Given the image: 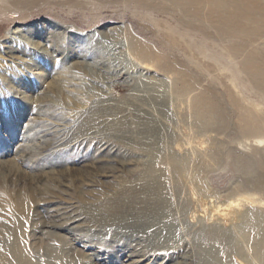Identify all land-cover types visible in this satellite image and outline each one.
<instances>
[{
	"label": "rangeland",
	"instance_id": "rangeland-1",
	"mask_svg": "<svg viewBox=\"0 0 264 264\" xmlns=\"http://www.w3.org/2000/svg\"><path fill=\"white\" fill-rule=\"evenodd\" d=\"M138 1L0 0V264H264V189L239 166L262 161L264 145L237 119L264 115V95L231 42L184 23L170 1ZM112 40L147 46L175 70L110 84L91 66ZM251 53L264 67L263 38ZM111 57L132 68L120 48ZM201 108L219 112L207 127ZM242 196L261 201L248 206L254 229L234 218ZM160 197L172 228L110 224L123 206ZM60 206L79 221L52 226Z\"/></svg>",
	"mask_w": 264,
	"mask_h": 264
},
{
	"label": "bare ground",
	"instance_id": "bare-ground-1",
	"mask_svg": "<svg viewBox=\"0 0 264 264\" xmlns=\"http://www.w3.org/2000/svg\"><path fill=\"white\" fill-rule=\"evenodd\" d=\"M136 1L137 3H140V1L138 0ZM167 1H170L174 6H176L181 11V13L185 18L182 19L183 22L187 23V25H189L190 27L198 31H202L205 34V36H209L212 33L213 35H215L218 41L228 40L229 42H231L232 46L227 50L228 54L231 57L236 56L239 58H243L240 67L241 71L247 76V79L251 83L252 87L254 89H257L264 95V67L261 61L262 58L261 56H257L256 54L251 53V48L255 45V43H257V41L260 38L264 39V0H167ZM18 4H20L19 1H14L12 3V5L14 6H17ZM144 5L145 4L141 3V6ZM155 9L157 10L158 13H161L163 11L162 7L160 9L159 8H155ZM196 22H200V24L196 25ZM14 34L18 35L20 34V32L17 31ZM40 35H42V37H47L44 36L43 34ZM19 36L20 39L27 41V43L32 46L31 47L32 50H39V51L41 50V52L46 50L45 49L46 46L38 42H35L33 39H28L25 36H22L21 34ZM109 43L113 44L112 48L110 49L111 52L110 56L107 58L99 57L100 59H98L97 62H95V65H92L91 67L95 69L94 71L95 74H97L98 78L100 77L102 78V80L103 78H105V80H109L110 84H114L116 82L121 81L126 77V74H128V72H131L129 74H133L138 70L147 71V72H152V71L155 72V70L162 71L159 68L163 70L168 69L169 71L175 70L173 67L167 65V63L164 60L158 57V55L155 54L147 46L133 42L129 48L126 42H121L116 40H112ZM100 48H101L100 49L101 54L104 51L109 52L107 48L105 49L102 46H100ZM119 48L121 50V54L123 56L125 55L128 58L130 64L132 65V68L129 71L125 69H119L117 67L118 63H120L121 60L120 58L117 59L116 57L114 58L111 57L113 52ZM7 54H9V58L13 64L16 63L17 65H19L20 62L23 61L20 60L19 58L17 59V57H15L12 54V51L8 50ZM132 57L133 58L135 57V59L138 60V62L135 61ZM13 60L15 63L13 62ZM159 71L155 73L160 74ZM205 101H209V99L206 97L205 98L202 97L199 103H203ZM216 115H219L218 110L217 112H215V110H204L203 108H201V109H196L195 111V118L197 122L204 127H207L210 124V122L215 118ZM237 119L239 120V125H238L239 133L256 137L257 139L256 143L258 144V146L264 145V115L255 114V112L252 110H246L245 112L240 113ZM63 126L64 125H59L52 122H48L45 124L46 129L49 130L54 129V131L55 130L57 131V129ZM263 164H264V159L262 161L255 163L253 161L246 160V161H242L239 164V166L243 170L249 171L250 175L253 174L257 175V178L254 179L256 180V184L262 189H264V181H263L264 173L261 171ZM160 182L161 183L158 182L157 185L159 186L160 189L163 190L165 182L163 181ZM161 198L163 197H160L157 201L148 200L147 203H145V205L143 206L141 203L137 205L132 204L129 206H123L122 213L118 212L119 214H116L115 216L112 215V217L114 218L110 220V224L112 223L115 225L119 223V224H124L126 226L135 225L141 228L150 227V226L152 227L155 226L159 229L172 228V226L175 225V221L174 218L172 219L173 222L169 221V219L171 218L170 214L172 213V211L168 205V200ZM259 202L251 196L243 197L242 199L237 200V203L235 204V207H237L235 212L236 216L234 218H237L241 223L246 224L248 225V227L254 229L255 227H257V225L261 223L260 217L258 216L259 213L257 211L248 209V206L256 207V205ZM232 205L233 204H230L225 208L228 209ZM222 207L223 206H218L216 208L221 209ZM225 208L223 209V211H225ZM113 209L115 208L109 207V212ZM118 209L119 208L115 210ZM54 211H55V215L52 216H54V218H57V220L54 224H52V226L61 228L66 224L69 223L75 224L76 222L79 221L78 217H76L75 215L74 217L68 212L67 207L60 206L56 208ZM112 212H114V210ZM125 212H129V214L131 215L132 214L137 215L136 219L134 220V222H132V224H128L125 221L126 217L123 216ZM203 217L204 216H201V218ZM60 220H64L63 224H58ZM259 243L260 242H255L254 244L259 246L261 245Z\"/></svg>",
	"mask_w": 264,
	"mask_h": 264
}]
</instances>
